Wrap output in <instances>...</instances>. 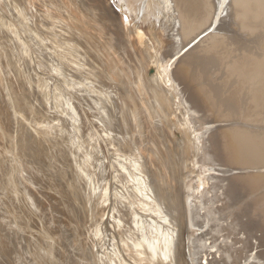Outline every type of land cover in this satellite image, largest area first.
<instances>
[{"label": "bare ground", "instance_id": "obj_1", "mask_svg": "<svg viewBox=\"0 0 264 264\" xmlns=\"http://www.w3.org/2000/svg\"><path fill=\"white\" fill-rule=\"evenodd\" d=\"M31 2L32 24L22 0H0V30L6 38L22 31L33 41V95L51 110L41 135L55 129L61 137L50 141L47 136L55 147L47 148L44 140L33 144V155L40 150L45 166L61 169L73 143L72 171L97 192L89 195L101 212L94 214L88 201L72 198L64 202L68 213L48 208L39 191L48 182L37 179L33 186L40 168L33 159V180L25 168L32 162L25 137L18 145L21 153L15 148L25 161L18 165L20 158L8 170L0 164L1 178L13 171L11 183L33 200L31 218L39 216L45 232L72 239L68 245L75 243L80 252L77 256L74 247L71 252L62 243L59 256L48 243L47 249L40 247L42 256L31 257L21 246L17 264H99L98 257L89 259L88 243L79 240L101 216L108 225L113 216L116 220L111 230L96 225L89 234L92 246L100 249L111 232L116 264H264V0ZM3 38L0 46L6 45ZM20 65L15 73L24 82ZM1 82L0 133L11 137L10 109L17 103L4 99ZM57 109L64 110L65 128ZM107 152L105 161L101 154ZM2 186L1 231L8 232L0 234V242L8 257L20 229L6 221L12 215L7 218L10 210L4 205L19 209L22 199L2 196ZM132 229L141 232V240L128 235Z\"/></svg>", "mask_w": 264, "mask_h": 264}, {"label": "rangeland", "instance_id": "obj_2", "mask_svg": "<svg viewBox=\"0 0 264 264\" xmlns=\"http://www.w3.org/2000/svg\"><path fill=\"white\" fill-rule=\"evenodd\" d=\"M28 1L31 4H28L29 3ZM22 2L25 4V11L26 12L24 11V14L26 15V17L29 20L30 19L32 20L33 19L32 18L33 17V7H32L33 6V3L32 2L33 1L31 2V0H26V1L25 0H22ZM26 2H28V3H26ZM20 8H21V6H18V9H20ZM1 16L2 15L0 14V17ZM31 20H30V23L32 24L33 22ZM3 21H6L7 22V18L5 17V19ZM4 24H5V22H4ZM15 33H16V31H15ZM19 34H21V35H19ZM19 34L15 35L13 33L11 37L6 38L5 37L6 34H3V30H0V36L4 37L3 38L4 40L3 39L2 40L6 44V45H3V46H0V76L3 75L4 77L6 76L5 78H8V79H5L3 77L4 80H2V78H1L2 76L0 77V79H1L0 82L2 81L1 84H2V87H3V90H1V91H2L3 97H4V99L6 101L11 102V103L14 101L15 103H17L16 107L15 106H12L11 109H10L11 114L14 117V118H12V119H14L13 122H15V123H13L14 124L13 125V128H14L13 130L14 131H12V133L15 134V137H13L14 134L11 135V137H12L11 138V137H8L7 134L4 135V133L3 134L0 133L1 134V136H0V144H1L0 145V164H3L4 167L5 166L8 167L7 170L9 169L10 164L15 165V166H18L20 164H23V161L22 160L25 161L24 157H22V156H24V153L20 154L21 153L20 152V147L22 146V144L24 142V139L27 138L28 139V143L30 145H32V150L30 151V155H28L29 158L32 159V162L29 165H27V162H26L25 168L29 171L30 175L32 176L31 177L32 180H33V167H34L33 166V159H34L35 165L40 168V171L36 168L38 170V172H40V173L34 178V180H35V182L33 183L34 188H36L35 187V184L39 183L40 181L48 182L49 186H45L46 189L39 190L49 200L50 206L49 205H46V206L48 208L51 207L52 210L53 209H56V210L61 209L62 210L64 207H67V205L64 203L65 200H68V199H71L72 198V199L81 200L82 201V204H84L86 201H88L91 204L92 208H93L94 214H96L98 210H99V212H101V209L98 208V204L95 202L94 198L89 195V192L91 194H93V195L94 194H97V192L94 191V190L91 191L87 185H85L83 182H79V180L75 176V173H73V171H72L71 166H74V163L71 162L72 159H70V158H71V155H74V153L76 152V149L73 146V143H72V149H71V151L69 153L67 152V155L64 157V161H66V163L63 165V167L61 169L57 168L56 166H54V167H47V166H45L44 165V162L45 161H44V158H43V154L41 153L40 150H37V151L34 152V155H36V157L33 155V144H36L39 141H42L43 142V140H44L45 142H43V143L46 144V147L47 148L48 147L51 148L50 146L52 145L53 147H55V145H56L57 142H55L53 144L50 143L51 145L49 146L48 145L49 144V138H50V141L52 140V138H53V141H54V140H56L54 138H58V140H60L61 137L59 136V134L56 132L55 129H53V131L49 135H46V137L47 136L48 137L50 136L49 138L48 137L46 138L45 136H43V133L41 135V132L44 131L43 129L46 128L47 121H48V117H49V113L51 112V110H49L48 108L44 107L42 104L38 103L36 101V99L34 98V95H33V83H30V79L33 81V78L31 77V74L33 73V67L30 66V65L33 66V55H32V53H33V48H32L33 47L32 46L33 43L32 42L33 41H31L29 39V37H28V35L26 33H24V32L21 31V32H19ZM22 35H23V37H22ZM15 37H17V39H15ZM20 37H22V39H24L26 37L24 39L25 42L23 40H21ZM8 39H9V41H8ZM11 40L14 41V42H12ZM16 42L18 43V45H17ZM21 42H23V43H21ZM27 42L28 43L30 42L31 45H30V43L28 44ZM7 43H8V45H7ZM12 43H14V44L12 45ZM26 44H28V45H26ZM9 45H10V47H7ZM20 45L22 47H20ZM23 46L24 47L26 46L27 48L25 47V49H24ZM20 48H22L25 51H22V49H20ZM12 49H13V51L9 52ZM18 52H20L21 54H23V53L24 54L21 55ZM9 53H11V54H9ZM12 55L14 57H16L15 59L18 60V62L15 61V59L13 58ZM18 56H20V57H18ZM17 58H19V59H17ZM24 59H25V61H24ZM28 59H29V61H28ZM20 60H22V61H20ZM13 61H14V64H13L14 66H11V64H12ZM19 61L22 64L19 63ZM23 61L26 62V63H24ZM17 65H20V67H21V69L18 68L19 71L22 70V73L24 74V76H27V77H25L24 82H20L17 79L16 73H15V66H17ZM28 65L30 66V68H29ZM7 66H8V68H7ZM17 67H19V66H17ZM30 71L32 72L31 74H30ZM28 74H29V77H28ZM3 81L4 82L7 81L6 82L7 84L6 83H3ZM59 110L58 109L55 110L56 112H60V113H58V116L59 117H57V118H59V119H57V120H58V123L60 122V124L62 125V128H65L66 127V124L63 121L62 116H60V115H62V113H63L64 110L63 111L62 110L59 111ZM54 114L57 115L55 112H54ZM0 116H1V114H0ZM0 119H2V123H3L2 116H1ZM8 121L10 122L9 116H8ZM51 125L53 126V124H51ZM2 132H3V130H2ZM42 136L45 139H43ZM17 137H20V138H17ZM10 138L12 140L15 138L14 139L15 141L14 140H13L14 142L11 141ZM7 139L10 140V141H8ZM63 139H64L65 142L67 141L68 143L71 144V141L69 139L67 140L66 137H64ZM20 141H21V143H19ZM15 143H16V145H15ZM18 145L20 147H18ZM15 148H17L16 149V152H17V150H18V152H20L19 153L20 156L19 155L18 156L16 155ZM18 152H17V154H18ZM105 153L101 154V157H106V160L105 161H108L110 156H109L108 152H107L108 156H106L107 154L104 155ZM92 155L96 156V154H92ZM99 156H100V154H99ZM46 157H47V155H46ZM19 159H20V162L21 163H19ZM5 162H6V165H5ZM17 163H19V164L17 165ZM23 168H24V166H23ZM12 173H13V171L12 172L11 171L10 172L7 171L6 176L4 174L2 178H1L2 175H0V179H1L0 182H1V185H3L2 186V192L3 193L1 192L2 193L1 195L2 196H5L6 193H11L14 197L17 195L18 200L22 199L21 201L23 202L22 203L20 201L23 205L19 201H18L19 203L17 202L18 205L20 204L19 205V207H20L19 209H22L23 206L24 207L27 206V207H25L26 210L28 208V210H27L28 213H26L27 211L26 210L24 211V209H22L24 212L21 210L23 212L22 213L21 211H18L19 209L17 208V205L14 206L16 208L15 209L14 207L12 208V205H13L12 203L11 204L9 203V206H8V203L7 202H6L7 203L6 205L3 204L4 206H7L9 208V209L7 208V210H10V211H8L7 215L8 214L12 215L11 216L12 218L9 217V215L8 216L6 215L7 218L9 217L8 220H6V221H10L11 220L12 222L11 221L10 222L12 224L15 223V225H13V226L16 227V230H18V228L21 230V231L18 230L17 231V234H16L17 236H14L13 237V241H15L17 239L16 240L17 242L15 241V243L13 242L14 244H12L13 248H11L12 246H10V252H12V253H11V256H8V257L10 258L11 261L14 259L13 262H12V264H17L18 260H17V254L16 253H18L17 252L18 250L20 251L21 246H22V248H24V250L25 249L28 250V254H31V257H32L33 254L34 255L37 254L36 256H39L40 257V256H42L41 255V251H40L41 248H46L47 249L48 246L50 248L51 245H54L55 248L57 247V249L55 250V253L57 252V254H59V256H60V253H63L61 250H64L65 249V248H63L65 246H63V245H62L63 247L61 246V244L63 243L65 245H67L69 249L71 248L70 251L75 248L74 249L75 251L73 250V252L72 251L71 252L73 254L75 253V255L77 254V256H78L79 255V253H77L78 248L75 247L77 245L74 243V246L73 245L72 246H69L71 243H73L72 242V239H71V242L70 241L69 242H65V240L62 239V237H61L62 234H58V233H55L54 234L53 232L52 233L51 232H45L46 231V229H45L46 226L42 224L43 222L41 223L40 217L39 216L34 217L35 219L34 218L33 219L31 218V216H33V211H32L33 210V206H32L33 205V200L31 199V196L30 195L26 194L24 188H22L21 186L16 187V185L14 184V182L11 183L10 178L12 177ZM110 174H111V172H110ZM110 174H107L108 175V178L111 177ZM20 175H21V173H20ZM27 175H29V174H27ZM18 177H19V179H18L19 181H22V179L24 180V176H22V177L21 176H18ZM3 178L6 179V182L7 183L5 182V180H3ZM37 179H41V180L40 181H37ZM109 180H110V182H107V183H108V185L109 184L111 185L112 184L111 183L112 182L111 181L112 179L110 178V179H108V181ZM3 182H5V183L3 184ZM8 184H9V186H8ZM6 185L9 187V189L8 188H5V187H7ZM110 185H109V189L111 188L110 190H112V187H110ZM116 187H117V185L114 184V188H116ZM20 188H22V189H20ZM31 189H32L31 191H33V188L32 187H31ZM36 192H38V191H36ZM51 192H54L55 193V196H53V198H51V196H50ZM33 193H34V191H33ZM20 195H21L22 198L20 197ZM31 195L33 197V194L32 193H31ZM38 195L41 197V194H38ZM35 197H38V196L36 195ZM41 198H43V197H41ZM5 210H6V207H5ZM63 210L68 213L67 209H63ZM15 211H16V213H15ZM19 212L21 213V215H20ZM29 213H32V214H29ZM29 215H30V217H29ZM19 217H21V218H19ZM27 218H29V220ZM21 220H23L24 222L21 221ZM30 220H32V221H30ZM33 220H34V223H33ZM115 220H116V218H115V216H113V219L110 220L111 223L109 222V225H108L107 224V217L106 216H103V217L101 216V220L96 221V222H94V221L91 222L90 228L88 229V231L85 234L82 233V232H80V236L81 237L79 236L80 237L79 243L82 242L81 245H86L88 243L86 246H84V248H87V251L90 252L89 259H90V257H92V256L94 257L95 256L96 262H97V257H98L99 264H116V261L118 262V253L117 254L116 253H112V250H111V247H112V244H113V241H114V238L112 237L111 232H108L107 231L105 233L106 238H105V241L103 243V246H101V243H100V246H99L100 249H98V247L92 246L93 237L89 235L95 229V227H99V226H96L99 223H103L106 226L107 229L111 230L110 229V225L111 224H114ZM27 222H28L29 225L27 224ZM35 222H37L39 224H37V223L35 224ZM21 224L23 226H21ZM3 225H5L4 224V221L3 220H0V226H1L0 227V234L3 231L2 228H4V227H2ZM27 225H28V227H27ZM37 225H39V226L36 228L35 226H37ZM6 230L7 229L5 228L4 229V232ZM36 230H39V231L36 232ZM4 232L2 233L3 235L6 234ZM6 232H8V230ZM18 232H20V233H18ZM33 232H34V234H33ZM47 233H49V234H47ZM24 234H25V236H24ZM46 234L49 235V236H47ZM56 235H58V236H56ZM128 235L130 237H132V238H137V239H140V240L142 239L141 232H137V231L135 232L133 229L132 230H129ZM23 236H24V238H23ZM17 237H19V239ZM90 237H91V240H90ZM56 238H57V240H56ZM33 242H34V245H33ZM59 242H60V244H59ZM20 243H22L23 245H18ZM24 243H26V244H24ZM48 243H50V244H48ZM89 243H90V245H89ZM15 244L17 245V247H16ZM47 244H48V246H47ZM0 246L1 247L3 246L1 244V242H0ZM72 247H74V248H72ZM58 248H60V249H58ZM12 249H14V251H12ZM58 250H60V252ZM125 250H126V248L123 245L122 248H121V250H119L118 252H121V254H122L123 251H125ZM0 251H1L0 252V256H1V253L3 251V247H2V250L0 248ZM85 251H86V249H85ZM55 253H54V255H55ZM57 254H56V256H57ZM4 255H6V254L4 253L0 257V259L3 257L7 261H5V260H4V262L1 261V260H3V258H2L0 260L1 261L0 263L5 264V263L9 262V264H11V262L9 261V258L8 257H5ZM59 256H57V257L60 258ZM62 256H64V255H62ZM63 259H64V257H63ZM58 260L59 259L56 258L55 261L58 262ZM43 261H44V259H43ZM48 262H50V260H47V262L44 261L43 264H48Z\"/></svg>", "mask_w": 264, "mask_h": 264}]
</instances>
